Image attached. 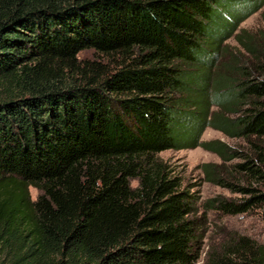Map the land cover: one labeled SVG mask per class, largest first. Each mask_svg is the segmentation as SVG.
I'll use <instances>...</instances> for the list:
<instances>
[{"label":"trees","instance_id":"obj_1","mask_svg":"<svg viewBox=\"0 0 264 264\" xmlns=\"http://www.w3.org/2000/svg\"><path fill=\"white\" fill-rule=\"evenodd\" d=\"M263 7L0 0V264H199L207 219L166 150L220 158L205 179L238 197L205 210L264 208V10L262 28L240 27ZM207 126L246 149L201 141ZM204 264H264V244L229 234Z\"/></svg>","mask_w":264,"mask_h":264},{"label":"rangeland","instance_id":"obj_2","mask_svg":"<svg viewBox=\"0 0 264 264\" xmlns=\"http://www.w3.org/2000/svg\"><path fill=\"white\" fill-rule=\"evenodd\" d=\"M252 14L240 25L241 28L247 29L250 32H256L263 27L262 11ZM223 45H228L232 52L241 50L239 44L234 38H228L223 42ZM243 50L241 54H243ZM93 50L82 51L80 58H94ZM215 92V91H214ZM217 92V91H216ZM182 102V101H181ZM189 109V108H188ZM190 109L193 110L192 107ZM234 107H225L221 105H213L210 108V115L220 113L225 118H233L235 114L232 112ZM194 124L190 122L188 125ZM201 141L221 140L229 146L244 151L247 147L245 140L241 138H233L225 135L221 131L207 126L200 135ZM159 156L167 161L177 175L183 179L185 186L194 191L198 197L197 208L198 215H205L207 219L206 232L202 241V254L199 264H204L205 251L213 244L222 242L229 234H239L249 236L259 243L264 244V208L255 209L249 213L238 215H223L216 210H205L204 203L207 199L215 196H224L227 198L238 197L237 194L230 192L228 189L213 184L205 179L202 166L205 163H220L221 160L215 153L204 149L203 147L171 149L163 151ZM239 160L235 159L232 163ZM136 184V181H132ZM31 196L36 198L38 192L34 188H30Z\"/></svg>","mask_w":264,"mask_h":264}]
</instances>
